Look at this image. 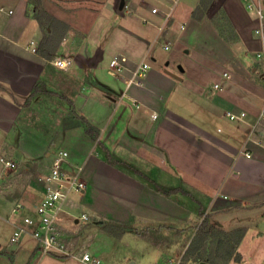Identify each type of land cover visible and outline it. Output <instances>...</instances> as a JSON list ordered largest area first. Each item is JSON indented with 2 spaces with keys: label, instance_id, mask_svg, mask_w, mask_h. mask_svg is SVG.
<instances>
[{
  "label": "crops",
  "instance_id": "crops-1",
  "mask_svg": "<svg viewBox=\"0 0 264 264\" xmlns=\"http://www.w3.org/2000/svg\"><path fill=\"white\" fill-rule=\"evenodd\" d=\"M171 1L43 0L44 22L49 25L44 33L28 0H0L6 8L0 10V151L14 154L15 170L22 174L41 163L40 176L47 173L60 149L68 151L65 170L82 167L87 187L83 193L70 194L57 219L69 244L74 224L87 213L95 222L83 231L89 239L94 231L102 232L101 222L123 223L125 233L142 229L144 233L137 238L145 246L144 253L157 248L160 260L149 253L146 264H181L180 258L171 255L180 245L178 236L156 243L152 235L193 231L183 247L187 249L197 237L198 227H190L195 212L175 192L166 195L127 165L108 162L97 140L87 132L86 122L79 116L83 115L99 130L98 139L116 158L145 172L160 165L181 174L207 197L199 212L205 208L213 225L227 232L245 230L237 246L239 261L222 255L227 246H219L217 236L218 253L211 259L207 241L213 243L214 236H208V240L196 238V253L184 257L185 251L184 264H264V123L253 127L264 101V56L257 55L264 52V35L256 32L257 13L245 0H209L204 12L195 16L201 0H182L168 29L158 37L156 26L144 18H152L153 4ZM220 11L230 28L228 39L212 19ZM70 26L78 29L77 37ZM160 38H164L163 47L170 42L169 49L182 45L184 54L163 63L165 57L159 60L155 48ZM31 40L37 42L35 52ZM190 44L198 45L194 57ZM116 54L128 56L120 76L130 75L141 60L150 63L143 86H126L110 71L109 60ZM58 56L71 57L72 64L59 68L53 63ZM166 68L180 78L169 75ZM59 74L65 78H58ZM38 81L41 87L25 104ZM54 81L60 84L59 90L50 87ZM60 94L67 95L75 108ZM47 96L68 103V114L60 116L58 129L68 146L50 145L44 150L43 162H35L28 159L22 145L24 119ZM231 110H245L247 116L232 121L227 116ZM1 168L0 163V180L5 170L1 173ZM5 181L6 186L12 185ZM29 182L33 200L20 192L0 193V264H83L72 257L43 253L30 232L11 241L25 216L39 220L36 208L44 196V184ZM17 204L23 207L13 212ZM78 248L90 250L84 244ZM204 251L209 256L195 257ZM122 259L108 264H122Z\"/></svg>",
  "mask_w": 264,
  "mask_h": 264
},
{
  "label": "rangeland",
  "instance_id": "rangeland-1",
  "mask_svg": "<svg viewBox=\"0 0 264 264\" xmlns=\"http://www.w3.org/2000/svg\"><path fill=\"white\" fill-rule=\"evenodd\" d=\"M177 1L179 2V4H182V0H177ZM41 4H43V0H41ZM29 5L31 6V9H32L33 7L32 4L29 3ZM212 19L215 21V24L222 35H226L227 39L228 37H231V34L229 33L230 32L229 25L227 24L226 19L222 12L218 13V15L216 16H213ZM85 25L88 26V24H85ZM259 25H260V20H259ZM70 27L74 29L75 37H77L79 35V33H77L78 29L74 26H70ZM118 27L120 26L119 25L116 26V28ZM225 31H228V32L226 33ZM44 33H46L45 29H44ZM159 40H160L158 41L159 43L157 42L155 45V48L157 50L156 54L159 60L161 57H165V60L163 59V63L168 58L177 59L180 55L184 54L183 52H181L182 45L177 44L173 46L171 49H164V47L162 46L163 45L162 41H164V38H160ZM200 43L201 45H204L203 42H200ZM196 47H198V45H195L194 47L193 44L192 45L190 44L192 57L195 56ZM199 57L200 56H197L195 58H199ZM165 70L166 72L167 70L173 72V70H171L170 68H166ZM213 70L216 72L215 67H213ZM197 71L199 72V67L197 68ZM168 74L170 75V73ZM60 77L65 78V76L62 74L58 75V78ZM80 81L81 82L78 83L79 85L83 82L82 80ZM50 87L52 89L59 90L60 84L54 81L53 85L51 84ZM44 99H46V101H42V103L36 104V107H34V110H32L33 113L26 114V117L24 119L25 125H23V129L26 132V136L22 138L23 139L22 145L27 150L26 152L28 155V159H31L35 162H43L42 155L44 153V150L46 149V147H49L50 145L56 146L58 148L68 146L66 145L65 137H62L61 134H59L60 132L58 130L59 125H60L59 123L61 120L60 116H63L65 113L68 114L67 113L68 103L65 100H62L58 97H52V96L48 97L47 96ZM4 141H6V138L4 139ZM8 159L16 160L13 153L8 155V153H3L0 151V163L2 166L1 173H3V168L5 169L4 173L2 174L3 179L0 180V182L7 180L9 183L12 184L9 187L6 186L7 184L6 181L4 185L0 184V193L12 192V194L13 193L17 194V192H20L24 198L27 197L28 200H33V197L30 196L29 194L30 189H28L29 187L27 186L28 184L33 185L32 183L29 182L30 179H32L35 182L38 181V182L43 183V180L40 178V173L42 172V168H43L41 164L43 163H41L40 165H37V167L34 170L29 171L30 173L22 174L19 171L15 170L17 167L12 168V167H7L5 165L3 160H8ZM146 172L151 177V179L153 178L154 181H156L157 183H159L162 187L166 189H169V190L175 189V188H178V190L181 189L180 191H176L175 193L181 199V201H183V203H185L186 205L190 206V208L193 209V211L195 212L197 216L195 221L191 222L194 225L192 224L190 225V227L191 226L193 228L199 227L204 218V215H202L201 212H199V206L201 208V205L203 206L205 205L207 201V197L203 196L200 193V190L199 189L197 190V187H195L194 185H190L187 181H184L181 174L176 175V173H173V171H171L170 168L168 167H160V165H158L157 168H154V169L150 168L149 170H146ZM177 186H180V187H177ZM44 191H45V186H44ZM201 210L205 211V208L203 209L202 207ZM89 224H92V225L95 224V222L90 217L87 220H83L79 223L74 224V227H75L74 231L73 233H70L72 235V237H70L71 238L70 244L72 248H77V246L79 247L81 246V244L82 245L84 244L95 254L101 256L103 261L106 262L107 264L110 263L112 260H118L119 258L122 259L126 256L127 257L124 258V260L122 259L124 261L122 264H133V263L146 264L145 261L147 260V256L149 255V253H152V256L155 259L160 260V255H158V252L155 251L157 250V248L156 249L153 248L149 250L147 249L149 253L148 252L144 253L145 246L143 245V242L139 238H137V235H139L138 233H144V232H141L142 229L138 228L136 230L138 231L136 232L137 234L136 233H125V231L120 232L121 229H118V226L112 225V229L114 233L108 232L104 228H101L102 229L101 233H97L99 230H96L94 231L95 235L93 239H91V237L89 239V236H87V234L85 235L83 232L86 230L85 228ZM189 234L180 232V234L178 235L177 233L170 231V232L158 233L156 237L154 233V235H152V238H153L152 242L160 243V242H157L160 240H163L164 242H169L171 240H175L176 236H178V240H179L178 242L180 245L178 246V248H176V250H172L173 253L171 255L177 259L180 258L181 264H184L185 261H184L183 255L186 249L185 248L183 249V247L184 245H186V243H188V240L192 236L193 231H191ZM195 234H197V232ZM105 238H106V241H105ZM129 238H131V240H129ZM208 238L209 237H206L204 240H208ZM211 238L214 241L213 243L209 240L207 241V245L209 244L207 251L211 253L210 258L213 259L212 257L217 256V254H214V251L216 250V247H217L216 245L217 237L214 236ZM89 243H90V246H89ZM189 245H187L186 247L188 248ZM205 247L207 248L206 245ZM228 248L229 247H226V250ZM204 254L205 256H209L205 253V251H204ZM224 254H226L225 250L222 255ZM53 255H59V254H53ZM185 256L186 255H184V257ZM227 257H232V256L229 254ZM24 258L25 256H23L22 258H18V259L22 260ZM119 263L117 262V264Z\"/></svg>",
  "mask_w": 264,
  "mask_h": 264
},
{
  "label": "built area",
  "instance_id": "built-area-1",
  "mask_svg": "<svg viewBox=\"0 0 264 264\" xmlns=\"http://www.w3.org/2000/svg\"><path fill=\"white\" fill-rule=\"evenodd\" d=\"M177 0L162 4H153L151 6L152 18H144V21L150 22L158 29V37L168 29L170 22L174 16V10ZM247 7L253 9L260 20V25L256 32L264 35V0H245ZM0 10L5 11L6 8L0 4ZM13 12V10H9ZM32 51H37V42L30 41ZM170 42H165L164 48L169 49ZM259 57L264 56V52L257 54ZM128 56L125 54H116L109 60V69L116 75H121L126 69ZM53 63L60 67L66 68L72 64L71 57L58 56ZM151 65L147 60H141L133 68L130 75L120 76L122 82L126 86L135 85L143 86L145 78ZM228 75V72H225ZM218 86V84H216ZM227 116L232 121H240L245 119L247 112L245 110L228 111ZM264 123V101L259 116L253 127H259ZM251 154H248L250 156ZM68 156V151L60 149L55 152L52 165L49 171L40 176L43 180L45 191L40 203L36 208L39 216L37 221L34 217L25 216L23 224L18 225L11 237L12 242H17L24 233L30 232L33 237L38 240V244L43 253H55L63 256L72 257L80 260L83 264H105L102 258L95 256L90 250L83 248H72L65 240L62 231L57 226L58 215L65 210V203L68 201L70 194L74 191L83 193L87 187V182L82 176V167H76L75 171L70 172L63 168V163ZM7 167L15 168L18 166L16 160H3ZM22 204H17L13 208V212L21 209ZM87 213H82L79 218L81 220L89 219Z\"/></svg>",
  "mask_w": 264,
  "mask_h": 264
},
{
  "label": "trees",
  "instance_id": "trees-1",
  "mask_svg": "<svg viewBox=\"0 0 264 264\" xmlns=\"http://www.w3.org/2000/svg\"><path fill=\"white\" fill-rule=\"evenodd\" d=\"M29 3L32 4V12L33 15L40 21L43 29L47 30V28L49 27V25L47 23L44 22V16L46 14L45 10L42 8V4H41V0H29ZM209 3V0H201L199 6H197V9H195L194 15L198 16L199 13L202 14L204 12V10L207 8ZM51 57V56H50ZM40 81H38L35 86L33 91L29 94V96L27 97L25 104H28L31 99L34 97V95L37 93V91L40 88ZM62 96L63 99L68 100V102L71 105V108H75L73 101L65 94H60ZM81 118H83L86 122L87 125V132L90 133L91 135H93L94 139L97 140L99 147L102 149L103 153H104V157L105 159L114 164V165H127L134 173H138L141 177H143L147 183L152 186L153 188L157 189L158 191L166 194V195H170L173 192L178 191V188L175 189H166L164 187H162L159 183H157L156 181L153 180V178L151 179V177L144 172L141 169L132 167L131 165H129L127 162L121 161L118 158H116L113 153L98 139V135H99V130L93 126L83 115H79ZM202 215H204V218L200 224V226L198 227V231L196 234V238H202L205 239L208 236H217L219 239L218 245L219 246H227L229 247L226 250V254H230L232 257H234L235 260L239 261L241 259V255L240 253L237 251V246L240 243L242 237L245 235V230L243 228H238L235 229L233 231H224L220 228H217L215 225H213L210 222L209 216L207 214H205L204 211H200ZM101 225L103 226V228L105 230H107L108 232L114 233L113 229H112V225L118 226V229H121L120 232H123L125 230V228L127 227L126 224L123 223H103L101 222ZM196 238L193 239L192 244L186 249V256L195 255V251H196V247H195V241ZM215 253H218V251H214ZM235 253V254H234ZM209 254H211L209 252ZM234 254V256H233ZM205 254L204 253H198V255H196L195 257L198 259H201V257H204Z\"/></svg>",
  "mask_w": 264,
  "mask_h": 264
},
{
  "label": "water",
  "instance_id": "water-1",
  "mask_svg": "<svg viewBox=\"0 0 264 264\" xmlns=\"http://www.w3.org/2000/svg\"><path fill=\"white\" fill-rule=\"evenodd\" d=\"M180 68H181V67H180ZM167 72L170 73L171 75L177 77V78H180L176 73H173V72H171V71H169V70H167Z\"/></svg>",
  "mask_w": 264,
  "mask_h": 264
}]
</instances>
